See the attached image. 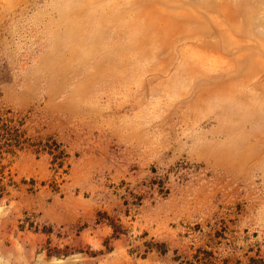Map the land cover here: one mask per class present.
Returning <instances> with one entry per match:
<instances>
[{"label": "rangeland", "instance_id": "rangeland-1", "mask_svg": "<svg viewBox=\"0 0 264 264\" xmlns=\"http://www.w3.org/2000/svg\"><path fill=\"white\" fill-rule=\"evenodd\" d=\"M0 264H264V0H0Z\"/></svg>", "mask_w": 264, "mask_h": 264}]
</instances>
